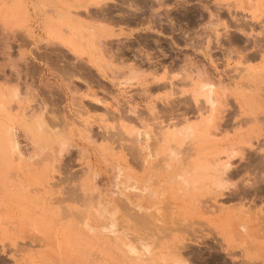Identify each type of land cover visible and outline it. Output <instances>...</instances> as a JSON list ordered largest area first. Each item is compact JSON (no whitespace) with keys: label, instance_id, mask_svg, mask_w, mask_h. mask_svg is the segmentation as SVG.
I'll return each mask as SVG.
<instances>
[{"label":"rangeland","instance_id":"obj_1","mask_svg":"<svg viewBox=\"0 0 264 264\" xmlns=\"http://www.w3.org/2000/svg\"><path fill=\"white\" fill-rule=\"evenodd\" d=\"M263 33L264 0H0V264H264Z\"/></svg>","mask_w":264,"mask_h":264},{"label":"crops","instance_id":"obj_2","mask_svg":"<svg viewBox=\"0 0 264 264\" xmlns=\"http://www.w3.org/2000/svg\"><path fill=\"white\" fill-rule=\"evenodd\" d=\"M86 1H91V0H86ZM91 4H89V6H90ZM92 8H94V6L92 7ZM99 8V4H98V6H97V9ZM88 11H90L91 13H96L97 11H96V9H91V10H89L88 9ZM36 13H38V11L36 12ZM33 14H34V12H33ZM34 15H36V14H34ZM238 43L239 42H237V41H232L231 40V42H230V47H226V50H228V49H230V52H231V54L233 53V51H234V49L235 50H237L238 51ZM241 45H242V43H241ZM235 46V47H234ZM237 47V48H236ZM90 51H93L92 53L93 54H95V55H97L98 56V54L99 53H94V52H96V50H92V49H90ZM242 52V51H241ZM102 53H104V52H102ZM251 53V52H250ZM250 53L248 54V55H250ZM244 54V53H243ZM89 55H91V54H89ZM226 55H227V53H226ZM248 58L249 57H247V55H245L244 56V58L243 59H245V60H247L248 61ZM241 60L242 58H239V57H236L235 59H233L232 61H238V60ZM251 58H249V60H250ZM255 61L256 60V58H255V56L253 57V59H251L250 61ZM98 61H99V58H98ZM243 61V60H242ZM103 63L104 62V60L103 59H101L100 60V63ZM102 67V66H101ZM100 67V68H101ZM98 68H99V66H98ZM242 72V70H240V73ZM250 84V86H254V83L256 82L255 80H249L248 81ZM230 85V87L232 88V92H234L235 93V95H234V98L232 97V99H231V106L233 105V103H235L236 104V108H237V111H238V113H239V115H240V117H242V118H246V117H257V115H253L252 114V111H248V110H246V108H248L246 105H247V100H245L244 98H243V95H242V93L241 92H239V90L240 89H242V88H244L245 87V85L246 84H244L243 83V81L240 79V80H236V83L235 84H233V82H232V80H231V82H230V84H229V80H227L226 79V87H228ZM233 88H235L234 90H233ZM247 111H248V113H247ZM232 117H234V116H232ZM231 176L233 175V173H231L230 174ZM226 198H232L233 197V191H230L228 194L227 193H225V195H224Z\"/></svg>","mask_w":264,"mask_h":264},{"label":"bare ground","instance_id":"obj_3","mask_svg":"<svg viewBox=\"0 0 264 264\" xmlns=\"http://www.w3.org/2000/svg\"><path fill=\"white\" fill-rule=\"evenodd\" d=\"M256 27H257V26H256ZM263 34H264V33H263ZM245 36H246V35H245ZM246 37H247V36H246ZM247 38H248V37H247ZM227 39H228V38H227ZM232 39H233V38H232ZM232 39H231V40H232ZM260 39H261V38H260ZM263 39H264V38H262V41H263ZM240 41H241V40H240ZM244 41H246V40H244ZM249 41H250V40H249ZM250 42H251V41H250ZM254 42H255V40H254ZM257 42H258V40H257ZM246 43H248V42L246 41ZM255 43H256V42H255ZM261 43L263 44L264 42H261ZM251 44H252V43H251ZM262 44H261V45H262ZM256 45H257V44H256ZM257 46H258V45H257ZM246 47H247V46H246ZM260 47H261V46H260ZM263 47H264V46H263ZM249 48H250V47H249ZM254 48H255V47H254ZM242 49H243V47H242ZM255 49H256V48H255ZM245 51H246V50H245ZM258 51H260V50L258 49ZM258 51H257V53H258ZM245 55H247V57H249V58H251V59H253L254 56H255V58L258 57V56H256L255 51H253V53H250V55H248V54H245ZM249 58H248V60H249ZM251 59H250V60H251ZM25 171H26V170H25ZM249 186H250V185H249ZM260 187H261V186H260ZM261 188H262V187H261ZM253 189H254V188L249 189V191L251 190L250 192L252 193ZM257 190H258V187H257ZM257 190H256V191H257ZM258 191H259V190H258ZM258 191H257V192H258ZM254 192H255V191H254ZM247 193H248V191H246V194H247ZM258 194H259V193H258ZM255 195H256V194H255ZM146 229H148V228H146ZM150 229L152 230V228H149L148 230H150ZM160 229H161V228H160ZM160 229H159V230H160ZM66 230H67V229H66ZM153 230H154V229H153ZM113 231H114V229H106V230L100 229L99 232H101V233H106V234H113ZM90 232H91V231H90ZM154 232H155V231H154ZM154 232H153V234L156 235V232H155V233H154ZM162 232H163V231H162ZM101 233H100V234H101ZM164 233H165V232H164ZM147 234L150 235V233H147ZM84 235H85V234H84ZM114 235H115V234H114ZM163 235H164V234H163ZM163 235H162V236H163ZM167 235H168V233H167ZM156 236H157V235H156ZM162 236L160 235V237H162ZM107 237H110V236H107ZM119 237H120V236H119ZM83 238H84V236H83ZM117 238H118V237H117ZM168 238H169V237H168ZM108 239H109V238H108ZM110 239H111V238H110ZM110 239H109V240H110ZM160 239H161V238H160ZM120 240H121V242H122L123 244H127V241H128V240H127V238H126L125 235H124L123 237H120ZM157 240L159 241V238H158ZM157 240H156V241H157ZM88 241H89V240H88ZM114 241H116V240H114ZM179 241H180V240H179ZM111 242H112V240H111ZM121 242H120V243H121ZM91 243H93V242H91ZM108 243H109V242H108ZM114 243H116V242H114ZM147 243H148V242H147ZM172 244H173V243H172ZM179 244H180V243H179ZM94 245H95V244H94ZM155 245H157V244H155ZM175 246H176V245H175ZM156 247H157V246H156ZM176 247H177V246H176ZM121 248H122V247H121ZM122 249H123V248H122ZM180 249H181V248H180ZM171 250H172V249H171ZM178 250H179V248H178ZM111 252H112V251H111ZM113 252H114V251H113ZM152 252H153V251H152ZM175 252H176V251H175ZM168 253H169V252H168ZM229 253H230V252H229ZM176 254H177V253H176ZM157 256H158V255H157ZM176 256H177V255H176ZM171 260H172V259H171ZM154 261H155V260H154ZM162 264H163V262H162Z\"/></svg>","mask_w":264,"mask_h":264}]
</instances>
